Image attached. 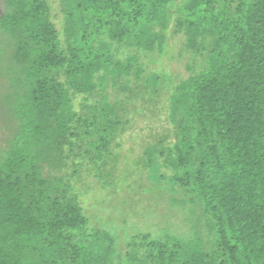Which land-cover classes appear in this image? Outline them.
Instances as JSON below:
<instances>
[{
  "label": "trees",
  "instance_id": "16d2710c",
  "mask_svg": "<svg viewBox=\"0 0 264 264\" xmlns=\"http://www.w3.org/2000/svg\"><path fill=\"white\" fill-rule=\"evenodd\" d=\"M2 6L0 264H264V0H59V26L48 0ZM171 23L189 72L167 92L171 131L135 163L195 223L119 235L71 178L130 125L119 95L164 88L143 58Z\"/></svg>",
  "mask_w": 264,
  "mask_h": 264
},
{
  "label": "rangeland",
  "instance_id": "374dc122",
  "mask_svg": "<svg viewBox=\"0 0 264 264\" xmlns=\"http://www.w3.org/2000/svg\"><path fill=\"white\" fill-rule=\"evenodd\" d=\"M48 1L55 15L54 20L59 26V0ZM178 2L179 0H175V3ZM2 8L0 0V13ZM163 31L167 38L166 51L163 54L149 53L143 61L148 72L155 70L162 73L164 88L158 95L151 97L145 94L136 100H128L119 95L125 115L130 118V125L114 140L112 154L104 165L82 163L77 167V175L71 178L76 195L91 222L95 225L108 220L113 226H117L119 235L124 232L132 234L134 230H139L150 231L155 236H162L163 231L190 236L195 223V216L189 211L191 205L186 202L182 206L177 202L187 199L188 196L174 192L177 205H172V193L160 191L146 177L147 171L135 163L146 143L153 142L158 135L171 131L167 92L189 72L186 69L188 54L179 53L182 34L174 31L173 23ZM75 102L78 103L77 100ZM103 179L110 180L111 185H105ZM142 188L146 190L143 191ZM198 229L202 232V225ZM125 244L124 240H118V248L122 252Z\"/></svg>",
  "mask_w": 264,
  "mask_h": 264
}]
</instances>
